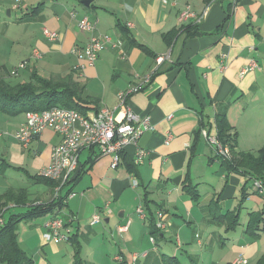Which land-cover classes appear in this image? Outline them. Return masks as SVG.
<instances>
[{
  "label": "crops",
  "instance_id": "crops-1",
  "mask_svg": "<svg viewBox=\"0 0 264 264\" xmlns=\"http://www.w3.org/2000/svg\"><path fill=\"white\" fill-rule=\"evenodd\" d=\"M83 1L0 0V75L8 80L21 76L25 82L34 70L44 76L76 70L85 95L95 98L91 114L102 107L113 109L119 93L136 82L135 75L153 74L144 90L127 100L154 126L139 141L149 153L137 165L136 147L128 145L114 166L113 157L100 155L98 148L83 150L71 187L75 194L60 212L24 220V233L18 231L21 246L34 264H72V240L43 239L46 223L59 216L68 224L63 231L80 241L87 264H166L167 257L177 258L180 250L192 264H232L238 256L247 264H258L264 255V247L256 242L264 235V199L252 180L226 170L201 131L207 128L218 136L217 116L225 115L233 127L230 133L238 134L237 152L256 153L264 147V0ZM187 6L202 19L181 23L179 12ZM84 16L96 22L95 33L110 35L123 45L102 51L94 65L81 70L73 49L84 47L91 36L79 27ZM44 27L59 38L47 39ZM34 50L42 53L40 58L33 56ZM252 60L259 67L242 74ZM25 116L26 112H0L4 220L51 201L53 195L50 185L34 176L51 163L62 137L45 129L24 147L14 134ZM132 162L136 169L130 170ZM186 175L199 192L197 200L183 191ZM11 190L17 195L5 198ZM145 195L156 220L158 211L164 213L166 227L157 236L150 234L147 212L143 217L137 210ZM96 213L101 218L92 224ZM226 213H239L242 229L234 237L221 221ZM251 213L263 215L255 234L247 231ZM122 226L126 230L121 231ZM181 232L188 242L179 239ZM173 235L177 247L167 245L173 253L166 256L160 242L169 244Z\"/></svg>",
  "mask_w": 264,
  "mask_h": 264
},
{
  "label": "built area",
  "instance_id": "built-area-1",
  "mask_svg": "<svg viewBox=\"0 0 264 264\" xmlns=\"http://www.w3.org/2000/svg\"><path fill=\"white\" fill-rule=\"evenodd\" d=\"M162 1L164 3L167 2V0ZM202 17L203 15L198 16L190 6L179 12L181 23L190 18H196L200 21ZM78 24L81 30L91 33L89 41L84 47H75L73 49V53L79 60L78 69L83 70L86 66L94 65L102 51L109 48H121L123 45L121 40L114 39L110 35L95 33L97 24L87 16L82 17ZM43 34L51 41L59 38V34L56 31L50 30L47 27L43 28ZM41 55L40 51H33L34 57L40 58ZM162 60V57L158 59L159 62ZM20 66L23 67L24 63ZM258 67L257 60H252L242 70V74L255 70ZM152 77L153 74L151 73L135 75L136 82L130 85L128 89L119 93L118 104L113 109L102 107L99 111L87 115H83L75 109L59 106L44 111L26 112L25 121L14 134L21 145L28 147L32 140L45 129H52L62 137L61 142L53 149L51 163L40 172V175L43 177L60 181L59 186L55 189V197H57L71 174L76 171L79 165L80 154L85 149L96 147L100 155H111L113 157V165L116 166L126 147L134 145L136 147L134 162L137 165L143 163L149 152L140 145L139 141L143 134L152 130L154 126L149 116H140L135 113L127 100L133 93L144 90L151 82ZM201 132L204 139L213 147L219 158L223 160L230 159L232 151L228 145L224 144L216 134H211L207 128H203ZM168 141L169 139H167ZM248 179L252 180L254 190L264 199L263 182L253 177H248ZM133 185L137 186L135 179L133 180ZM74 194L73 192L69 196L71 197ZM137 210L139 214L143 217L145 216V210L141 203ZM3 212H0V227L5 221ZM100 218V214H94L91 223L98 222ZM156 226L161 230L166 227L162 210L157 212ZM46 228V231L43 233V239L46 242L59 243L68 239L69 235L63 231L66 226L62 218L57 216L52 217L46 223ZM126 228L127 226H122L120 230L123 231ZM151 240L154 241V238L152 237ZM137 257L139 255H134V259H137ZM247 263V259L243 256H238L232 261V264Z\"/></svg>",
  "mask_w": 264,
  "mask_h": 264
},
{
  "label": "trees",
  "instance_id": "trees-1",
  "mask_svg": "<svg viewBox=\"0 0 264 264\" xmlns=\"http://www.w3.org/2000/svg\"><path fill=\"white\" fill-rule=\"evenodd\" d=\"M144 50L146 49L144 48ZM74 71L66 75L44 76L37 70H34L31 72V79L29 81L16 84H12L5 76L0 75V112L17 115L28 111H44L59 106L75 109L83 115H87L88 111L95 109V98L85 95V86L77 80ZM217 122L218 138L231 148L233 154L230 160L220 158L223 166L228 172H241L244 175L258 178L262 180L264 185V147L256 153L237 152L238 134L230 133L233 127L225 115H218ZM197 134L199 135L200 132L198 131ZM195 146L196 141L193 145L194 150L192 155L195 154ZM124 152H122L121 158ZM78 167L65 182L57 197H55V189L59 186L60 181L49 179L42 175L34 176V178L43 180L50 185L53 190L51 201L33 204L24 213L13 214L5 219L4 224L0 227V264H34L31 255L27 253L19 242L18 224L24 220L27 221L47 214L60 212L66 205V201L70 197L69 195L73 193L71 187L79 174ZM128 168L130 170L136 169V165L132 162L128 164ZM66 187H69L71 190L69 189L63 193ZM183 191L190 195L192 199L197 200L199 197V192L189 182L188 175H186L183 184ZM15 195L17 194L11 190L5 194V198L12 199ZM151 202L146 195L143 197V207L147 212L150 234L157 236L160 234L161 229L156 226L154 213L150 209ZM262 216V214L251 213L247 229L248 232L252 231L253 234L256 233L260 223L263 221ZM70 221H72V218H70ZM221 221L224 223L229 222L227 229H232L239 223V213H226L221 216ZM64 224L65 226L68 225L65 220ZM69 240H72L71 243L74 247L72 264H87L81 254L80 241L75 237L71 238L68 236L65 242ZM166 264H178V259L176 257H168ZM258 264H264V255Z\"/></svg>",
  "mask_w": 264,
  "mask_h": 264
},
{
  "label": "rangeland",
  "instance_id": "rangeland-1",
  "mask_svg": "<svg viewBox=\"0 0 264 264\" xmlns=\"http://www.w3.org/2000/svg\"><path fill=\"white\" fill-rule=\"evenodd\" d=\"M9 82H11L12 84H16V83H19V82H21V81H23L22 80V77L21 76H19V77H16V76H11V77H9V80H8ZM254 140V139H253ZM262 140L263 139H260V138H258V141L259 142H262ZM254 141H256V140H254ZM258 142V143H259ZM244 146H247L246 144H244ZM232 157H233V154L231 155V157H230V159H232ZM229 159V160H230ZM244 176H246V177H252V176H247V175H244ZM254 178V177H253ZM258 179V178H257ZM262 181V180H261ZM64 191H65V189H64ZM138 191L140 192V193H142L143 192V189H142V187H139L138 188ZM143 201V200H142ZM139 205H140V203H139ZM262 207H264V205H262ZM261 207V208H262ZM8 216V213H6V215H5V217H7ZM239 219H240V217H239ZM226 221V220H225ZM25 224H26V222H24V221H22V222H20L19 224H18V231H19V233H20V235H22L23 233H24V230L25 229H23V227L25 226ZM222 224H224V223H222ZM228 224H229V222H225V227H226V230H228L227 229V226H228ZM225 227H221L220 229H223L222 230V233H224V232H226L224 229H225ZM242 228H241V225H239V224H237L235 227H233L232 229H229L228 231H230L231 230V233L229 234V237H234V232L236 231H240ZM203 231L204 230H206V229H202ZM201 230V231H202ZM215 230H218V229H215ZM192 231V230H191ZM238 234H240V233H238ZM237 234V235H238ZM187 235H188V238H191L192 239V237H190L191 235H190V232H187ZM190 235V236H189ZM231 235V236H230ZM236 235V236H237ZM225 237L227 238V236L225 235ZM179 239L180 240H184L185 242H188L187 241V239H185V237H184V235H183V233L181 232L180 233V235H179ZM149 240V239H148ZM256 242H259V244H260V246L261 247H264V235H262V238H261V241L260 240H257ZM161 243V251L162 252H164V255H166V256H169V255H171L172 253H173V251H171L170 249H167L166 248V246L167 245H169V246H171V247H173L174 249H175V247H177V243H176V236L175 235H173V240L172 241H170V243L169 244H167L166 242H160ZM228 245V244H227ZM190 253V251L188 252V254ZM184 254V251L183 250H180V254H179V256L177 257L178 259H179V264H192L191 263V260H190V257H186V256H184L183 255ZM166 256H165V258H166ZM138 258V257H137ZM168 258V257H167ZM249 264H252L251 262L249 263Z\"/></svg>",
  "mask_w": 264,
  "mask_h": 264
},
{
  "label": "water",
  "instance_id": "water-1",
  "mask_svg": "<svg viewBox=\"0 0 264 264\" xmlns=\"http://www.w3.org/2000/svg\"><path fill=\"white\" fill-rule=\"evenodd\" d=\"M83 3L89 5L90 4V1L89 0H85V1H83Z\"/></svg>",
  "mask_w": 264,
  "mask_h": 264
}]
</instances>
